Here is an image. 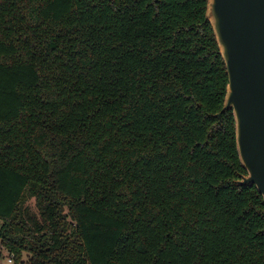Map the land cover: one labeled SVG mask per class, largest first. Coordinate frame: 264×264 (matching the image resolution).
<instances>
[{
    "label": "trees",
    "instance_id": "obj_1",
    "mask_svg": "<svg viewBox=\"0 0 264 264\" xmlns=\"http://www.w3.org/2000/svg\"><path fill=\"white\" fill-rule=\"evenodd\" d=\"M207 2L0 0L13 263L264 264Z\"/></svg>",
    "mask_w": 264,
    "mask_h": 264
},
{
    "label": "water",
    "instance_id": "obj_2",
    "mask_svg": "<svg viewBox=\"0 0 264 264\" xmlns=\"http://www.w3.org/2000/svg\"><path fill=\"white\" fill-rule=\"evenodd\" d=\"M206 17L223 58L236 147L247 175L264 200V0H208ZM221 117V113L217 118Z\"/></svg>",
    "mask_w": 264,
    "mask_h": 264
},
{
    "label": "rangeland",
    "instance_id": "obj_3",
    "mask_svg": "<svg viewBox=\"0 0 264 264\" xmlns=\"http://www.w3.org/2000/svg\"><path fill=\"white\" fill-rule=\"evenodd\" d=\"M25 208H28L30 213H33V214H37V209L35 207V201L34 199H30L27 201L26 205H25ZM1 224V222H0ZM0 251L2 253V258L0 260L1 264H9L7 263V258L10 257L7 253V251L4 249V246L0 243ZM13 262H15L13 260ZM10 263V264H18V263Z\"/></svg>",
    "mask_w": 264,
    "mask_h": 264
},
{
    "label": "built area",
    "instance_id": "obj_4",
    "mask_svg": "<svg viewBox=\"0 0 264 264\" xmlns=\"http://www.w3.org/2000/svg\"><path fill=\"white\" fill-rule=\"evenodd\" d=\"M12 262H13V259H12V257H8V258H7V263H9V264H10V263H12Z\"/></svg>",
    "mask_w": 264,
    "mask_h": 264
}]
</instances>
